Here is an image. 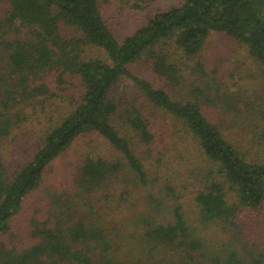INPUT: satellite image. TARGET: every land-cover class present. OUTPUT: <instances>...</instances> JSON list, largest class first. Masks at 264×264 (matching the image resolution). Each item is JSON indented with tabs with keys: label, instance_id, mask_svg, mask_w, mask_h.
<instances>
[{
	"label": "trees",
	"instance_id": "trees-1",
	"mask_svg": "<svg viewBox=\"0 0 264 264\" xmlns=\"http://www.w3.org/2000/svg\"><path fill=\"white\" fill-rule=\"evenodd\" d=\"M135 2L136 10L147 7ZM65 28L78 35L67 38ZM214 32L247 47L264 80V0H185L122 39L100 0H0V237L7 236L0 264H264V93H226L209 83L199 57ZM87 48L107 60L88 58ZM189 60L197 83L184 73ZM142 61L149 78L134 71ZM161 80L179 87L182 99L158 87ZM124 82L131 100L117 96ZM64 91L72 108L51 122L28 160L8 167L3 149L14 126L27 109L65 99ZM161 114L180 123L207 164L189 167L186 180L200 187L195 219L174 184L188 171L166 165L157 133L171 130H157ZM87 135L106 141L116 158L87 157L75 190L50 198L36 218L32 240L13 235L50 166ZM152 162L168 168L152 182L160 185L157 207L150 196L131 204L151 183Z\"/></svg>",
	"mask_w": 264,
	"mask_h": 264
},
{
	"label": "rangeland",
	"instance_id": "rangeland-1",
	"mask_svg": "<svg viewBox=\"0 0 264 264\" xmlns=\"http://www.w3.org/2000/svg\"><path fill=\"white\" fill-rule=\"evenodd\" d=\"M100 1L106 21L116 32L117 37L122 39L145 23L150 15L160 10H168L172 7L182 5L185 0H146L145 5L147 7L145 10L140 11L133 8L136 0ZM64 31L67 38H73L78 35L74 29L65 28ZM170 51L174 53L173 48ZM85 54L88 58H103L107 60V57L96 49L87 48ZM180 55H177L178 58H180ZM2 56L4 57V51L0 50V60L3 59ZM199 58L204 63L206 74L208 75L207 79L210 81L209 83L212 84L213 81H216L220 86V90L233 94L246 92L257 96L264 93V80L259 65L250 56L247 47L239 41L225 34L214 32L207 40ZM185 63L187 68H184V73L197 83L198 81L195 76L192 75L196 61L189 60ZM134 71L144 77H151L145 61L135 65ZM167 83L161 80L156 85L166 90L173 98L182 99V90L179 87L172 88ZM214 86L217 87L215 84ZM60 94L66 95L65 99L54 100L51 106L47 105L45 111L44 107L41 108L40 106L37 110L27 109L23 120L14 126L12 134L3 149V155L8 167L14 168V165L28 160L36 150V146L43 137L42 133L46 128L53 122L58 121L66 111L72 108V105L67 100L71 92L64 91ZM133 94L132 86L124 82L119 88L117 96L124 97L126 101L131 100ZM155 112L153 113L156 114ZM157 121L159 123L157 130L161 127H165V129L170 127L171 130V132H168L169 137L165 136L166 133H157L159 141L166 145L164 150L167 151V156L165 157L167 167L170 169L175 168L179 172L185 167V171H188L185 173L186 175L182 176L184 179L183 183L179 181L177 184L176 182L174 184L179 188V202L185 206L190 217L195 219L197 214L195 197L200 187L196 185V181L189 183L186 180L189 181L188 178H190L191 181L192 179L191 172L193 171L189 167H202L204 165L207 166V164L202 161L201 154H199L196 147L190 142L189 137L184 138L180 123H177L169 117L166 118L162 114L158 118L157 116L155 117V123ZM174 147L177 148V153H174ZM99 156L115 159L117 155L106 141L96 135H87L79 138L62 157L50 166L43 185L29 197L25 203L24 211L17 216L12 234H19V239L32 240L29 233L33 231L36 218L43 219L45 213L43 208L49 207L51 202L50 198L53 199L66 191H74L73 176L76 174L77 167L87 157ZM184 160H186V164H184ZM152 163L154 165L155 162ZM152 163L148 166L150 172L149 180L151 183L146 188L138 189L136 194L134 196L132 195L133 198L131 196V204L136 203L137 205L140 201L145 200V196L146 198L150 196L153 199H148L149 202L155 208L157 207L159 197L158 189L160 185L158 184V186L152 187V182L157 179L158 169L166 170L168 168L165 165L159 167L158 163H155L153 166ZM123 204L124 202L122 201ZM125 206L128 207L129 204H124V208ZM145 211H147V207H145ZM110 215L111 213L109 212L108 220L110 219ZM26 230L29 232L26 233ZM6 238L7 236L0 237V246Z\"/></svg>",
	"mask_w": 264,
	"mask_h": 264
}]
</instances>
